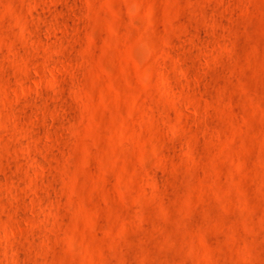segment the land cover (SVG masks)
<instances>
[{
	"label": "rangeland",
	"instance_id": "rangeland-1",
	"mask_svg": "<svg viewBox=\"0 0 264 264\" xmlns=\"http://www.w3.org/2000/svg\"><path fill=\"white\" fill-rule=\"evenodd\" d=\"M0 264H264V0H0Z\"/></svg>",
	"mask_w": 264,
	"mask_h": 264
}]
</instances>
